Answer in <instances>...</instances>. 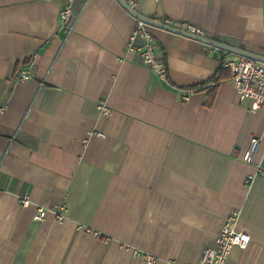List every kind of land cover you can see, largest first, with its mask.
Masks as SVG:
<instances>
[{"label": "crops", "instance_id": "1", "mask_svg": "<svg viewBox=\"0 0 264 264\" xmlns=\"http://www.w3.org/2000/svg\"><path fill=\"white\" fill-rule=\"evenodd\" d=\"M137 11L264 56V0H139ZM137 23L118 0H0V264H203L234 211L251 242L228 264H264V110L234 89L240 55L153 27L162 82L140 39L127 48Z\"/></svg>", "mask_w": 264, "mask_h": 264}, {"label": "built area", "instance_id": "2", "mask_svg": "<svg viewBox=\"0 0 264 264\" xmlns=\"http://www.w3.org/2000/svg\"><path fill=\"white\" fill-rule=\"evenodd\" d=\"M129 5L137 10L139 0H126ZM73 17L72 5L67 4L60 12L61 27H66ZM160 23L177 28L192 35L206 37L205 30L191 22L177 21L170 18L158 20ZM153 26L141 20H138L137 26L131 37L128 39L127 48L134 49L137 39L141 40V44L135 50L141 55L143 64L158 79L166 82L168 79V66L165 58L159 53L156 47L155 38L152 32ZM228 67L231 73V80L235 91L239 94L242 101L248 100L251 104V110L258 112L264 110V63L255 59L240 56L238 59L228 62ZM30 79L28 71L23 70L17 80L26 82ZM194 90L184 91V101H188ZM7 108L5 103L0 102V112H4ZM262 142V137L254 136L250 141V146L243 156V161L253 163L258 148ZM250 179H248V182ZM20 201L24 206L31 204L28 197H21ZM48 209L38 207L34 216L36 221H43L46 218ZM57 214V213H56ZM58 220H63V215H57ZM241 213L234 211L222 224L215 238L214 247H208L202 255L203 264H228V260L234 248L245 250L251 242V236L237 228V223ZM139 254V253H138ZM145 264H155V257L147 254H139Z\"/></svg>", "mask_w": 264, "mask_h": 264}, {"label": "water", "instance_id": "3", "mask_svg": "<svg viewBox=\"0 0 264 264\" xmlns=\"http://www.w3.org/2000/svg\"><path fill=\"white\" fill-rule=\"evenodd\" d=\"M118 1L135 18H137L138 20H141V21H143V22H145L147 24H150L153 27H158V28H161V29L173 32V33L184 35V36L196 39L198 41H201V42H203L205 44H208V45H211V46H215V47H218L220 49H223V50L238 54L240 56L249 57V58L255 59V60L259 61V62L264 63V56H262V55L251 53V52L245 51L243 49L235 48V47L226 45L224 43H219V42H217V41H215L213 39H210L208 37H201V36H197V35H192V34H189L187 32H184L182 30H179L177 28H173V27L164 25V24L160 23L159 21H157V20H155L153 18H149V17L144 16L139 11H137L134 8H132L126 0H118Z\"/></svg>", "mask_w": 264, "mask_h": 264}, {"label": "trees", "instance_id": "4", "mask_svg": "<svg viewBox=\"0 0 264 264\" xmlns=\"http://www.w3.org/2000/svg\"><path fill=\"white\" fill-rule=\"evenodd\" d=\"M208 84V83H207Z\"/></svg>", "mask_w": 264, "mask_h": 264}]
</instances>
